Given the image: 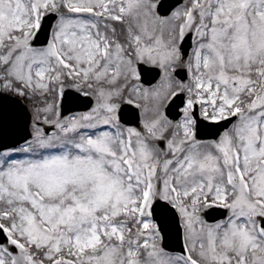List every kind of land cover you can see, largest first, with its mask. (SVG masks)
I'll list each match as a JSON object with an SVG mask.
<instances>
[{
  "label": "snow or ice",
  "instance_id": "obj_1",
  "mask_svg": "<svg viewBox=\"0 0 264 264\" xmlns=\"http://www.w3.org/2000/svg\"><path fill=\"white\" fill-rule=\"evenodd\" d=\"M5 97L0 264H264V0H0Z\"/></svg>",
  "mask_w": 264,
  "mask_h": 264
},
{
  "label": "water",
  "instance_id": "obj_2",
  "mask_svg": "<svg viewBox=\"0 0 264 264\" xmlns=\"http://www.w3.org/2000/svg\"><path fill=\"white\" fill-rule=\"evenodd\" d=\"M13 99H9V98H0V110H9L12 113H20L21 110H24L21 108V106L19 105L18 102H15V104L10 103ZM80 106L79 104H77L76 102L72 103V109H78ZM25 111V110H24ZM172 247L176 248L177 250H179V246L175 244V242L173 241L172 243Z\"/></svg>",
  "mask_w": 264,
  "mask_h": 264
}]
</instances>
